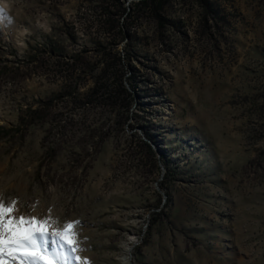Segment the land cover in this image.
Segmentation results:
<instances>
[{"label":"rangeland","instance_id":"obj_1","mask_svg":"<svg viewBox=\"0 0 264 264\" xmlns=\"http://www.w3.org/2000/svg\"><path fill=\"white\" fill-rule=\"evenodd\" d=\"M209 1L214 26L190 1L166 8L171 29L137 23L133 98L117 117L54 99L57 77L24 67L52 28H83L91 5L0 0V197L48 217L52 234L79 222V264H264V0ZM80 33L55 39L88 47Z\"/></svg>","mask_w":264,"mask_h":264},{"label":"trees","instance_id":"obj_2","mask_svg":"<svg viewBox=\"0 0 264 264\" xmlns=\"http://www.w3.org/2000/svg\"><path fill=\"white\" fill-rule=\"evenodd\" d=\"M185 1L202 7L203 23L209 22L211 26L216 24L217 8L209 0H84L86 4L91 5V19L84 20L83 28L80 24L76 26L72 23L68 26L63 22L60 26L52 28L51 36L44 37L41 43L30 48V53L25 58V70L42 68L57 77L60 92L54 99L64 98L70 104H86L93 107L109 105L111 113L120 117L133 98L132 91L125 84L132 79L128 73L132 69L130 62L136 61L135 56L131 55L134 31L144 19L149 20L159 31L170 28V24L174 22L167 18L166 8L181 6ZM78 30L82 31L80 36L88 40V47L84 45L67 52L62 42L74 43ZM57 35L63 41L55 39ZM121 42H124L122 50L117 51L116 48ZM125 71L127 74L123 78ZM87 83L89 86L81 92ZM52 100H36L38 108L27 110L28 119L47 111L52 105ZM139 110L143 111L142 107ZM108 130L109 126H106L104 131ZM140 130L144 141L140 142L138 148L144 147L151 152V136L143 127H140ZM8 134L9 130L0 128V138ZM160 161L166 166V161Z\"/></svg>","mask_w":264,"mask_h":264},{"label":"snow or ice","instance_id":"obj_3","mask_svg":"<svg viewBox=\"0 0 264 264\" xmlns=\"http://www.w3.org/2000/svg\"><path fill=\"white\" fill-rule=\"evenodd\" d=\"M6 15L0 8V17ZM17 213V201L0 197V264H79V222H65L52 234L45 230L48 217Z\"/></svg>","mask_w":264,"mask_h":264}]
</instances>
